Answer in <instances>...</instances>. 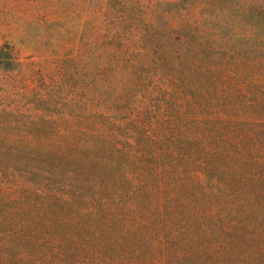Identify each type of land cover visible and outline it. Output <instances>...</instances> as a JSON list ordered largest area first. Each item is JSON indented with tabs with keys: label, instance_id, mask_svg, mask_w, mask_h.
Instances as JSON below:
<instances>
[{
	"label": "rangeland",
	"instance_id": "374dc122",
	"mask_svg": "<svg viewBox=\"0 0 264 264\" xmlns=\"http://www.w3.org/2000/svg\"><path fill=\"white\" fill-rule=\"evenodd\" d=\"M173 1L0 0V264H264V0Z\"/></svg>",
	"mask_w": 264,
	"mask_h": 264
},
{
	"label": "trees",
	"instance_id": "16d2710c",
	"mask_svg": "<svg viewBox=\"0 0 264 264\" xmlns=\"http://www.w3.org/2000/svg\"><path fill=\"white\" fill-rule=\"evenodd\" d=\"M183 1L184 0H175L172 4L180 5ZM244 19L247 21V25H249V30L248 33H242L243 42L246 44V48L242 50V52L244 54H249L252 49H255L256 47L260 49L263 47L261 45L264 44L263 37L261 35L262 33L260 32V30L262 31V28L264 29V5H260V7L254 9L250 15L248 14V18H246L245 15ZM193 37L194 36L191 35V33H187L185 42L190 43ZM196 99V96H194V100ZM197 103L200 105V101ZM239 120H242V118ZM204 167L206 168V166Z\"/></svg>",
	"mask_w": 264,
	"mask_h": 264
}]
</instances>
